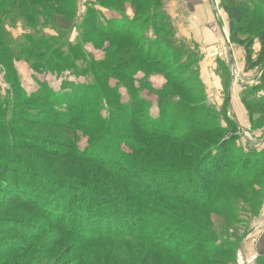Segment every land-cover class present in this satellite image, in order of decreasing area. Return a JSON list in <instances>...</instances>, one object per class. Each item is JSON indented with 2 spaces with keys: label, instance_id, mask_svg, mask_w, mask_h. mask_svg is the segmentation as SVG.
I'll return each instance as SVG.
<instances>
[{
  "label": "rangeland",
  "instance_id": "obj_1",
  "mask_svg": "<svg viewBox=\"0 0 264 264\" xmlns=\"http://www.w3.org/2000/svg\"><path fill=\"white\" fill-rule=\"evenodd\" d=\"M165 1L158 0V4L148 1L146 9L150 11H138L137 17H148L152 25L144 33L149 38H155L163 48L168 47L167 52L160 49L159 55L147 63L144 54L146 41L137 42L134 38L126 42L124 38L101 33L114 30L108 29V25L115 21L114 16L125 18L129 8L134 14L131 0H23L19 3L0 0V62L3 66L0 65V104L5 102L6 110L11 109L19 99L16 93L19 86L27 96L35 92L36 100L32 96L28 99V103L31 101L33 104L19 105L21 102H18L17 112L13 110L6 119L9 120L19 110L28 111L27 114L20 113V116L34 118L33 111L36 110L35 123L16 125L23 132L36 135V165L60 166L77 171V175L70 178H76L82 171L88 175L106 174L103 168L72 158L77 153L86 156L94 151L90 148V140L98 138L99 134L89 133L90 130L102 125L99 128L102 131L111 125L119 148L135 158L133 161L140 173H149L144 170L146 165L142 166V161L158 158L170 163L174 161L179 168H192L211 147L220 144H224L222 149L227 154L224 161L229 163L226 177L240 169L241 165H249V169L243 170L244 175L253 173V157L246 158L239 149L243 152L264 149V106H260L264 105V55H260L258 40H253L251 62H246L242 44L230 41L229 30L220 45L202 48V57L216 63L215 69L221 80V89L213 88V92L218 91L219 94L208 92L210 90L205 92L196 55L176 41L174 24L164 12ZM221 1L214 5L216 21L221 19ZM250 1L252 6L264 11V0ZM263 27L264 24L256 23L245 26L239 41L248 42ZM212 77V73L208 72L205 78L212 80ZM11 83H14L13 87ZM113 87L117 88V93H112L110 89ZM50 90L57 91L59 96H50ZM71 90L82 93L83 99L70 94ZM69 95H75V102L83 100L80 109L86 106L82 110H91L69 112L63 117L57 115L53 109L61 105L64 107L61 99H69ZM219 95L222 99L214 98ZM136 98L144 103L138 106L135 115V122L138 123L132 128L129 126L131 120L127 118L130 109L124 108L130 101L134 103ZM20 99L24 98L20 96ZM90 99L94 100V104ZM157 103L165 109L160 107L157 110ZM163 113H166L174 130L185 133L189 127L183 130L178 122H186L187 126L195 124L196 131L181 143L157 137H143L140 144L132 141L133 136L141 135L140 122H145L148 116L151 119L161 118ZM210 132L211 135H207ZM51 147L55 151L50 154ZM94 148L98 150V147ZM34 153L17 151L19 156H32ZM180 156L189 160L179 163ZM211 161L215 163L216 160L209 159L201 167H212ZM160 170L167 171V168L160 167ZM176 172H171L170 177ZM107 174L114 176L111 172ZM93 177L96 179V175ZM200 177L204 179V176ZM203 181L208 184L215 182L212 179ZM86 182L90 183L89 179ZM96 184L101 187L97 181ZM218 189L222 195L217 194L214 200L224 198L226 194L229 202L213 214L160 198H142L141 202L136 195L139 203L127 197L121 198L125 201L123 209L131 214V210H137L139 206L143 212L160 207L172 215V223L168 222L161 228L157 238L169 239L172 246L177 247L175 254L156 253L153 242L141 239L126 241L114 238L92 243L84 249V243L76 236H64L41 228L40 231L45 234L27 255L12 254L6 258L7 251L0 242V264H264V257L246 262L243 251L264 232V173L250 185L245 183L232 189L220 184ZM115 190L110 193L112 197ZM125 219L126 215L121 220ZM41 222L47 223L36 209V224ZM121 223L129 226L127 222ZM195 226L204 230L208 237L195 232ZM8 229L6 225H0V231H9L0 235V239L16 237L23 240ZM158 241L154 240L155 243Z\"/></svg>",
  "mask_w": 264,
  "mask_h": 264
},
{
  "label": "trees",
  "instance_id": "obj_2",
  "mask_svg": "<svg viewBox=\"0 0 264 264\" xmlns=\"http://www.w3.org/2000/svg\"><path fill=\"white\" fill-rule=\"evenodd\" d=\"M9 1L19 3L23 0ZM148 1L151 0H131L130 5L134 8L133 19L122 18L121 22L115 20L109 25L107 24L109 26L108 29L113 30L114 28L113 31H101L105 36L124 38L126 42L132 41L134 38L137 42L138 40L146 41L147 47L144 54L147 57V63L159 55L160 49H164L167 52L168 48L158 45L155 38H149L144 33L146 27L151 25L148 17L143 19L137 17L138 11L142 9L146 12L150 11L146 9ZM153 3L158 4V0H153ZM220 7L228 18L229 39L231 42H236L239 45L242 44L246 62L252 61L251 48L254 39L258 40L261 46L260 55L263 56L264 27L246 43H241L239 36L245 26L249 27L252 23H256L257 25L264 24V11L259 7L252 6L250 0H222ZM155 14L157 15V13ZM139 24L141 25L138 26ZM104 27L106 28V24ZM137 42H135L136 45ZM157 65L159 64L157 63ZM13 85L14 83H11L10 86L13 87ZM110 90L112 93H117L116 87ZM56 92L50 90L48 94H51L50 96H59ZM16 93L19 96L16 104L18 102H21L19 105L33 104L34 102L31 101L28 103V99L31 96L34 98L33 100H36L35 92L31 96H27V93L21 86L18 87ZM72 93L78 95L81 99L84 97L78 91L71 90L70 94ZM20 96L24 99L21 100ZM69 96H71L69 99H61L64 107L61 105L57 109H53L57 115L63 117L67 116L69 112H89L91 110H82L86 106L80 109L83 100L75 102L77 101L74 97L75 95ZM90 102L94 104V100L90 99ZM129 103L124 109H130L127 111V118L131 120L129 126L134 128L133 126L136 127L138 123L135 122L138 106H141L144 102L136 98L134 103L132 101ZM6 104L5 102L0 104V225H6L9 228L8 230L15 232L23 239L17 240L16 237L7 240L0 239L2 247L7 251L4 255L6 258L12 254L15 256L29 254L36 241L41 235L45 234L42 233L43 230L48 231V229L64 236H76L84 243V247H82L84 249L92 243L110 241L114 238H121L126 241L141 239L148 240L150 243L153 242L152 246L156 253L175 254L177 253V247H173L169 239L159 240L157 238L159 230L165 227L168 222L172 223V215H168L160 207L149 208L146 209V212H143L142 207L139 206L137 210L129 209L133 213L131 214L123 209L125 201H122L121 198L125 199L124 197H127L130 201L137 203H139V200H136V195L141 202L142 198H160L172 204L196 207L213 214L219 212L229 202L226 199V194L224 198L214 200V197H217V194L221 193L218 185H225L232 189L245 185V183L250 185L257 181L258 175L264 173V149L252 152L250 150L249 152H243L239 149L242 152L241 154L246 158L247 156L253 157L251 163V168L253 169L251 172L253 173L249 172L251 175L249 173L248 175H244L245 171L243 170L249 169V165H241L240 169L226 177L225 172L229 170V163L227 160L224 161L227 157L226 152L222 149L224 144L211 147L200 161L197 160L195 162L192 168H179L174 161L170 163L164 158L159 159L157 157L158 159L142 161L144 162L141 163L142 166L146 165L144 170H147L149 173H140L138 166L133 161L135 158L130 153H126L123 149L119 148L118 140L114 137L115 131L112 130L111 125H107L102 131L99 129L102 125H98L89 132H97L99 134L98 138L90 140V148H93L91 150L94 151H91L92 153L86 156L77 153L72 159L86 164H94L105 169L107 173H114V176L110 177L107 173L104 175L100 173L88 175L82 171L76 178H70L75 177L77 171L74 172L75 170L69 168L65 170L60 166L36 165V135L33 136L31 133L17 129L16 125H32L35 123L36 110L33 111L34 118L25 117L27 115L20 116V113L24 112V110H19L20 112L18 111V113H15L16 115H13L15 118L11 117L7 120L6 117L10 112L13 110L17 112L16 106L18 105L12 104V108L6 110ZM160 107L159 103H157V110ZM161 108L162 110L165 109ZM66 109H70L71 111ZM27 112L23 114H27ZM165 114L163 113L161 118L156 119H151V116H148L145 122H140L139 129L141 135L139 137L133 136L132 141L140 144L144 138L157 137L162 140L181 143L196 131L195 124L187 126L185 125L186 122L184 124L178 122L183 130L189 127L185 133L174 130V127L169 125V119L166 118ZM207 135H211V132ZM14 138L21 140L15 141ZM94 146L98 147V150H95ZM17 151L28 154L35 152V155L26 156L22 154L19 156L17 155ZM53 151L55 149L51 147L49 153L51 154ZM68 152L66 154H69ZM58 153L65 154L62 151ZM53 157L56 156L54 155ZM180 157L179 163L189 160V158ZM59 158L61 159V157ZM212 158L216 160L215 163L211 161L213 162L212 167H201L203 163L207 164L209 159ZM65 159L71 160V158ZM160 167L167 168V171H161ZM173 171L178 172L174 173L173 177H170ZM71 173L73 174L69 175ZM95 175L96 179L93 177ZM200 175L204 176V179ZM87 179H89L90 183L86 182ZM207 179H212L215 182L208 184L206 181H203ZM96 181L98 184H101V187L97 186ZM112 190H115L116 193L113 194L116 197L110 195ZM125 194H129V196H125ZM111 206L114 207L112 208ZM36 209L45 218L47 223L43 224L41 222L39 225L36 224ZM125 215L127 219L121 220ZM121 222H127L129 226L125 227ZM41 228L44 229L40 231ZM194 231L198 232V234H205L208 237V234L204 230L198 229L196 226ZM5 233H9V231H0V235H5ZM174 238L176 239V236ZM154 240L159 241L155 243Z\"/></svg>",
  "mask_w": 264,
  "mask_h": 264
},
{
  "label": "crops",
  "instance_id": "obj_3",
  "mask_svg": "<svg viewBox=\"0 0 264 264\" xmlns=\"http://www.w3.org/2000/svg\"><path fill=\"white\" fill-rule=\"evenodd\" d=\"M218 2L219 0H166L164 3V12L174 24V31L177 37L176 41L178 44L190 49V51L194 52L196 55V59L199 63V76L200 79H202L201 81L204 85L203 88L205 92L208 90H210L208 92H213V88L216 90L221 89V80L215 69L216 63L204 59L200 52L204 47H215L216 45H220L224 39V35L227 34L228 18L224 11L222 10L221 12L220 21H216L213 16L214 5ZM114 17L115 20L119 22L122 21V18L117 19L118 16ZM133 17L134 14L132 9L129 8L126 10L125 18L132 20ZM177 42L175 44H177ZM237 58L238 54L235 55L236 60ZM238 66L237 64V67ZM208 72L212 73V80H207L205 78ZM213 93L216 95L219 94L218 91H214ZM220 96L221 95L214 96V98L217 100L220 98L222 99ZM244 249L246 262L255 261L257 257L259 259L264 257V232L261 233L254 244H250Z\"/></svg>",
  "mask_w": 264,
  "mask_h": 264
},
{
  "label": "built area",
  "instance_id": "obj_4",
  "mask_svg": "<svg viewBox=\"0 0 264 264\" xmlns=\"http://www.w3.org/2000/svg\"><path fill=\"white\" fill-rule=\"evenodd\" d=\"M239 260H241V258L239 257ZM242 263V262H241ZM251 263V262H250Z\"/></svg>",
  "mask_w": 264,
  "mask_h": 264
}]
</instances>
